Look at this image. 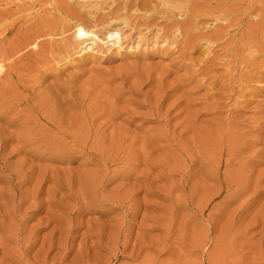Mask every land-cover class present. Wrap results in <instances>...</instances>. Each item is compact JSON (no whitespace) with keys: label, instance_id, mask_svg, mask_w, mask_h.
<instances>
[{"label":"rangeland","instance_id":"obj_1","mask_svg":"<svg viewBox=\"0 0 264 264\" xmlns=\"http://www.w3.org/2000/svg\"><path fill=\"white\" fill-rule=\"evenodd\" d=\"M15 5L33 73L0 77V264H264V0ZM109 25L138 51L76 53Z\"/></svg>","mask_w":264,"mask_h":264},{"label":"bare ground","instance_id":"obj_2","mask_svg":"<svg viewBox=\"0 0 264 264\" xmlns=\"http://www.w3.org/2000/svg\"><path fill=\"white\" fill-rule=\"evenodd\" d=\"M166 1V0H165ZM99 1H96V4H98ZM90 3V2H89ZM102 3V2H101ZM84 4V3H83ZM86 5V4H85ZM101 5V4H100ZM100 7V6H99ZM24 11L22 9L21 6H17L15 5L13 8H5V9H0V57H1V62H2V65H4V68L3 70L0 72V77H3L4 81L8 84V85H12V86H22L24 85L29 79H28V76H30L33 72H32V69L31 68H26V66L24 65V60L25 59H22L23 57H21L22 55V52H24L26 50V48L28 47L27 44L29 42V37L27 36V34L25 33V31H28V29L30 28V24H32V22H34V19L31 20V19H17L19 18L20 14H22ZM36 17V16H35ZM219 15H216L215 16V20L214 21H218V20H221L219 19ZM45 19L44 15L42 14H39L38 18L36 17V21L38 22H43ZM178 31V29H176ZM121 31L122 29L120 27H112V25H109L108 28L105 30V36H103L104 38H100L98 34L94 33L92 35V37L90 38V40H84L83 38H78L77 41H78V47L76 49V53H78L80 56H95L99 53H103L104 51H109L111 50L113 53H115L116 55H119V54H124L125 52L126 53H135V51H138V43L136 42H128L126 45H124L121 41ZM133 31V30H132ZM148 31V30H147ZM180 31V30H179ZM178 31V32H179ZM181 34V33H180ZM101 35V34H100ZM178 35V34H177ZM76 36V35H75ZM139 36V35H138ZM150 37V36H149ZM137 39V38H136ZM159 39V38H158ZM144 40V39H143ZM159 41V40H158ZM177 41V40H176ZM99 42H101L99 44ZM146 43V42H145ZM157 43V42H156ZM178 44V43H177ZM147 45V44H146ZM142 46V45H141ZM157 46V45H156ZM172 49V48H171ZM39 49H36V51H38ZM144 51V50H143ZM28 59L27 57L25 56L24 58H26L28 61H31L32 59V55L29 54L28 55ZM38 59V58H43V55H38L36 54L33 55V59ZM38 70V69H37ZM226 137V136H225ZM224 137V138H225ZM222 138V137H220ZM222 140V139H221ZM47 143H46V142ZM44 143H41L42 145L45 144L44 146H40V147H43V151L48 149L47 147L45 148L46 145H49V144H53L54 147H51V149L58 151L60 149V144L63 145L62 143V140L60 138H55L53 137V139L50 140H45ZM215 141V140H213ZM218 141V139L216 140ZM216 141H215V145H213V147L215 146L216 147ZM223 141V140H222ZM222 141H221V145L222 146ZM220 142V141H218ZM223 143H225L223 141ZM229 144V143H228ZM39 145V144H38ZM56 145H59L56 147ZM212 145V144H211ZM224 145V144H223ZM227 145V143H226ZM229 145H232L233 144H229ZM50 146V145H49ZM228 146V145H227ZM212 147V146H211ZM37 148V147H36ZM64 148V145L63 147L61 146V150ZM220 148V147H219ZM231 146H230V149L229 151L231 150ZM212 149V148H211ZM223 149H224V146H223ZM70 150V149H69ZM219 151H222L221 149H218ZM226 149H224L225 151ZM67 151V150H66ZM215 151V149H214ZM228 151V152H229ZM68 152V151H67ZM226 152V151H225ZM227 152V154H228ZM232 152V150L230 151ZM219 153V152H218ZM233 153V152H232ZM64 154V153H63ZM213 154V152H212ZM211 154V155H212ZM226 153H224L225 155ZM226 154V155H227ZM232 155V154H231ZM233 157V156H231ZM216 156V155H215ZM220 157V156H219ZM223 156H221L222 158ZM228 157V156H226ZM213 158H215L213 156ZM220 159V158H219ZM224 159V158H223ZM234 159V158H233ZM225 160V159H224ZM230 160V159H229ZM227 161V159L225 160ZM217 162V161H216ZM216 162L215 165L217 164ZM195 163V162H194ZM233 163V162H232ZM228 164H231V163H228ZM219 165V164H218ZM222 166V165H221ZM231 167H232V164H231ZM215 168V167H214ZM229 168V167H228ZM233 168V167H232ZM223 168H221L222 170ZM225 169V168H224ZM227 169V168H226ZM225 169V172H227ZM220 170V171H221ZM228 170V169H227ZM223 171V170H222ZM221 171V172H222ZM218 172V170H217ZM234 171L231 170L230 171V174L232 175ZM215 173V172H214ZM224 173V172H223ZM218 174V173H217ZM228 174V173H227ZM228 175L230 176L229 178H227L224 174L222 175V179H223V176H225L226 179H229L231 178V175ZM214 176V175H213ZM220 176V175H219ZM232 177H235L232 175ZM215 178H217V176L215 175ZM221 179V177H220ZM232 179V178H231ZM225 180V179H223ZM228 180V181H229ZM227 180H225L224 182H226ZM230 182V181H229ZM232 182V181H231ZM230 182V183H231ZM235 183V180L231 183L233 184ZM226 185V184H225ZM235 185V184H234ZM232 187V186H231ZM235 187V186H233ZM228 187L226 186L225 187V190L227 189ZM229 190V191H228ZM227 191L228 192H231L230 189H228ZM233 190V188H232ZM235 190V188H234ZM233 190V191H234ZM235 194V193H234ZM232 195V194H231ZM106 198V197H105ZM105 200V199H104ZM107 203V202H106ZM113 204V203H112ZM115 204V203H114ZM121 205V203H120ZM115 206V205H114ZM117 206V205H116ZM111 209V208H110ZM118 209V208H117ZM122 210V208H121ZM36 211V210H35ZM38 211V210H37ZM125 211V210H123ZM136 214H138L137 212H135ZM25 222V221H24ZM24 226V225H23ZM29 232V231H28ZM35 234V233H34ZM50 234H51V231H50ZM102 236V235H101ZM37 237V236H36ZM47 237V236H46ZM50 237V235H49ZM43 238H44V235H43ZM88 238V236H87ZM113 239V238H111ZM114 239H116V237H114ZM113 239V240H114ZM118 239V238H117ZM56 240V239H55ZM70 240V239H69ZM124 240V239H123ZM128 240V239H126ZM125 240V241H126ZM57 241V240H56ZM67 241V240H66ZM65 241V242H66ZM115 241V240H114ZM114 241H111L113 243L116 244V242ZM117 241V240H116ZM121 241V240H120ZM54 242V240L52 241ZM39 243V242H38ZM56 243V242H55ZM54 243V244H55ZM124 243V242H123ZM122 243V245H123ZM127 243V242H126ZM67 244V242H66ZM118 244V243H117ZM32 245V244H31ZM45 245V244H44ZM58 245H59V242H58ZM60 245H62V243H60ZM65 245V244H64ZM63 245V246H64ZM121 245V246H122ZM33 246V245H32ZM31 246V247H32ZM47 246V244H46ZM53 246V245H52ZM100 246V245H99ZM115 246V245H114ZM30 247V246H29ZM28 247V249H29ZM50 247V246H48ZM68 247V246H67ZM102 247V246H101ZM126 247V246H125ZM105 248V247H104ZM111 248V247H110ZM108 248V249H110ZM135 248V247H134ZM43 249V247H42ZM65 249V248H64ZM63 249V252H65V250ZM103 249V248H102ZM112 249V248H111ZM123 249V248H122ZM137 251H139V247L136 246ZM113 250V249H112ZM118 251V249H116ZM28 251V250H27ZM111 251V250H110ZM122 251V250H121ZM135 251V250H134ZM142 251V250H141ZM47 252V251H45ZM114 253V251H111ZM109 253V252H108ZM112 253V254H113ZM119 253V252H118ZM121 253V252H120ZM115 254V253H114ZM122 254V253H121ZM35 255V254H34ZM111 254H109L110 256ZM119 255V254H118ZM48 256V255H47ZM83 256V255H82ZM80 256V257H82ZM115 256V255H114ZM113 256V257H114ZM63 259V258H62ZM66 259V258H65ZM44 260V259H43ZM58 261V260H57ZM72 261V259H71ZM60 262V261H59Z\"/></svg>","mask_w":264,"mask_h":264}]
</instances>
